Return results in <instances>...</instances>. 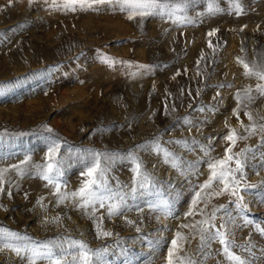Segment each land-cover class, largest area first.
Segmentation results:
<instances>
[{"label":"rangeland","instance_id":"1","mask_svg":"<svg viewBox=\"0 0 264 264\" xmlns=\"http://www.w3.org/2000/svg\"><path fill=\"white\" fill-rule=\"evenodd\" d=\"M162 11L129 20L117 0H0V229L22 237L14 247L46 244L62 264L78 252L73 241L99 253L94 264H167L169 250L174 264H238L201 238L212 225L243 264H264V80L245 76L264 64V0H190L171 20ZM49 138L62 146V201L37 174ZM157 144L177 159L165 162ZM92 153L113 157L106 176L124 198L120 215L71 196ZM228 156L242 164L236 194L227 180L225 191L203 188L209 163L226 161L217 176L235 170ZM133 157L152 182L135 196ZM161 199L167 215L149 208ZM30 254L4 249L0 264Z\"/></svg>","mask_w":264,"mask_h":264},{"label":"snow or ice","instance_id":"2","mask_svg":"<svg viewBox=\"0 0 264 264\" xmlns=\"http://www.w3.org/2000/svg\"><path fill=\"white\" fill-rule=\"evenodd\" d=\"M118 3L121 4L122 10H128L129 15L127 18L129 20L133 19L135 15H139L141 17L145 15H152L154 10L161 9L163 10L160 14L167 15L171 20L173 17H176L178 12H184L188 9L190 5V0H170V2H162V0H117ZM211 8V5H209ZM239 10V8H238ZM175 22V21H174ZM211 35V33H210ZM244 68L247 70L249 66L244 64ZM255 75L259 79L264 80V64L257 65L253 67L251 72L245 71V76ZM257 90L261 93H264V86H257ZM250 90H245V95L247 99L251 100L252 97L248 95ZM237 98L239 99V94H237ZM202 110V109H201ZM251 118V117H250ZM264 130V129H262ZM49 133H51V129H47ZM229 141L234 140L233 135L227 136ZM61 143L57 139L49 138V143L46 148V158L47 163L42 165H37V174L43 180H45L49 185H53L56 189V193L58 194L59 200H64L67 196L60 191V183L59 178L62 176V168L64 157L61 155ZM71 152V149L67 150ZM90 151V150H86ZM154 151L159 155L163 153L165 158V162H169V158L171 160H176L177 158L169 153L167 150L161 149L157 144L154 148ZM230 149H226V153L229 152ZM102 157H103V166H102ZM113 159L112 156L101 154V153H92L91 160H85L86 172L83 173L89 177V180L82 185V187L77 192L71 193L73 198H79V206L82 208L91 207L93 211L96 210V206L99 205L100 208H104L107 203L108 215H120L123 212V203L124 198L120 196L117 198L116 195L112 194L107 181V170L108 163ZM235 160V170L231 168L223 169L219 176L216 175L214 169L217 166H223L226 161L221 159L214 163H209V168L213 170L208 181L202 186L203 188H209L214 181H217L220 184H224L225 187L221 191H225L228 189V183L233 185V195L236 194L235 186L238 184V180L242 178V164L238 158L233 156H228L227 161ZM132 162L135 164V167L132 169L134 173H136V177L134 179L135 186L130 189L133 196L139 192H148L150 186L152 185L150 177L146 172L141 171L142 161H139L138 158L133 157ZM175 166V165H173ZM13 168H16L17 171L23 175V171L20 169L18 165H13ZM8 171V169H0V182L4 179V174ZM236 172H240V177L235 175ZM226 180L228 183H226ZM10 195V193H8ZM119 199V202H114ZM242 197H237L236 207L244 211L245 206L241 204ZM195 203V201H193ZM150 209L157 210L159 212L168 214L170 211V206L166 200L161 199L158 203H153L149 205ZM131 223V221H129ZM203 223H208L205 221ZM223 226V225H222ZM187 227V225H185ZM212 225H209L208 229H205L203 225L198 229L201 234V238L204 239V233L208 232V235L211 239L218 240L223 245V251L229 258L233 261L238 262V264H243V261L240 260L238 256L232 255L229 246L230 241L226 239V234L220 231H212ZM139 231V229H137ZM104 236L111 235L110 233H102ZM179 237L180 234L177 233ZM11 239L20 240L22 237L8 229H0V251L4 249L13 250L18 256L22 255V253H27L30 251V255L26 256L28 264H37L38 260H47L48 264H62V256L53 252L48 245L36 243L29 247H24L23 249L20 247H14L9 241ZM29 243L31 244V238H28ZM73 244H78V252L75 256H73L72 264H94L93 258L99 256V253H92L87 249V246L83 243L73 241ZM173 247L177 246V241L173 240L171 242ZM174 253L169 250L167 264H174L173 260ZM184 264H194L191 260H185Z\"/></svg>","mask_w":264,"mask_h":264}]
</instances>
